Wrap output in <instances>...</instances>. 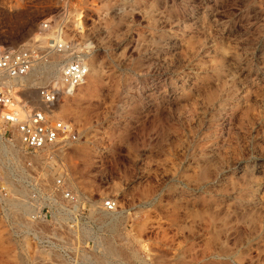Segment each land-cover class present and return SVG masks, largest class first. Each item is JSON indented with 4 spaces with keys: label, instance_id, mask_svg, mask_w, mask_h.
<instances>
[{
    "label": "rangeland",
    "instance_id": "1",
    "mask_svg": "<svg viewBox=\"0 0 264 264\" xmlns=\"http://www.w3.org/2000/svg\"><path fill=\"white\" fill-rule=\"evenodd\" d=\"M54 35L95 74L63 153L0 137V264H264V0H0V46Z\"/></svg>",
    "mask_w": 264,
    "mask_h": 264
},
{
    "label": "built area",
    "instance_id": "2",
    "mask_svg": "<svg viewBox=\"0 0 264 264\" xmlns=\"http://www.w3.org/2000/svg\"><path fill=\"white\" fill-rule=\"evenodd\" d=\"M46 47L49 50L66 51L68 56L59 65L56 82L35 86V94L40 102V105L35 106L21 97L15 99L12 87L4 79L25 74L34 63L42 59L39 50L36 46H0V137L7 129H13L26 152L47 145L65 144L77 136V129L70 120L55 118L51 111L60 96L70 94L83 82L87 73L84 53L74 50L68 41L52 38ZM26 88L24 84H19L13 92ZM63 183L62 173L56 174L53 179L54 188L68 201L77 202L76 194L64 187ZM99 205L102 209L111 211L115 209L116 201L112 197H106Z\"/></svg>",
    "mask_w": 264,
    "mask_h": 264
},
{
    "label": "bare ground",
    "instance_id": "3",
    "mask_svg": "<svg viewBox=\"0 0 264 264\" xmlns=\"http://www.w3.org/2000/svg\"><path fill=\"white\" fill-rule=\"evenodd\" d=\"M77 22V21H76ZM78 24V23H77ZM79 25V24H78ZM53 39L54 40H61L60 37L58 35H54L53 36ZM47 42L46 38L45 37H41L38 44H36V41H31L29 42L26 46H36V47H41L42 45H44L45 43ZM60 51H52L50 53V59H51V62L47 65L46 62H42V63H34L31 68L25 73V74H22V75H19L15 78H7L11 81H16L17 84L18 82H21L20 80H24L26 82L27 85H33L37 82L38 80V75H41V76H49L50 73H51V76L52 75H55L58 77V64H59V61L60 60H63L64 58H67L68 56V53L66 51H62L63 53H59ZM87 65V64H86ZM91 65V64H90ZM96 66V65H95ZM50 68V69H48ZM49 70V72H48ZM98 70V69H97ZM88 73V74H87ZM87 73L85 75V78L83 80L82 83H84V86H83V90H85L91 83V79L93 77V75L95 74V71L94 69L87 65ZM6 80V78H5ZM7 82H10L8 80H6ZM80 85V84H79ZM77 93V95H83V92L81 90H76L75 91V94ZM13 94V93H12ZM13 96L15 97V99H18L14 94ZM67 108V100H65V102L63 103H60L58 104L57 106V111H60V110H63V109H66ZM69 142H66L65 144H58L56 145L54 148L55 151H57L58 153H63V151L65 150V147L66 145L68 144ZM60 146V147H59ZM41 152H44L43 154H47L49 152L47 146H44V147H41L39 148ZM78 151V149L76 150ZM79 152V151H78ZM41 155V154H40ZM39 156V155H38ZM44 156V155H43ZM41 157V156H40ZM97 208V207H96ZM103 214H113L111 212H115L116 210H112V211H106L104 209H101L100 210Z\"/></svg>",
    "mask_w": 264,
    "mask_h": 264
}]
</instances>
